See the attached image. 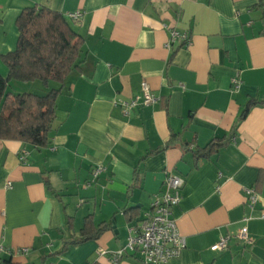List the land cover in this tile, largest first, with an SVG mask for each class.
I'll list each match as a JSON object with an SVG mask.
<instances>
[{"label": "crops", "instance_id": "0c3cea01", "mask_svg": "<svg viewBox=\"0 0 264 264\" xmlns=\"http://www.w3.org/2000/svg\"><path fill=\"white\" fill-rule=\"evenodd\" d=\"M33 5L66 16L84 59L63 83L47 146L0 139V264H112L171 174L184 179L172 215L186 243L167 264H264V0H0L2 75ZM174 31L191 43L169 45ZM143 80L159 100L126 112L120 102L142 95ZM31 89L46 88L14 83ZM214 138L225 143L198 156ZM89 215L105 230L71 243ZM118 264L142 260L128 251Z\"/></svg>", "mask_w": 264, "mask_h": 264}, {"label": "trees", "instance_id": "16d2710c", "mask_svg": "<svg viewBox=\"0 0 264 264\" xmlns=\"http://www.w3.org/2000/svg\"><path fill=\"white\" fill-rule=\"evenodd\" d=\"M16 25L19 30L17 47L1 55L8 74L0 73V139L47 146L57 120V99L63 83L84 59L85 37L73 28L62 12L46 6L25 7ZM36 81L46 89L14 90L15 82L33 85ZM259 102L250 100L238 122L252 105ZM224 143L214 138L202 150L195 152L198 156H208ZM105 228L96 226L89 215L85 218L80 237L71 243L97 238Z\"/></svg>", "mask_w": 264, "mask_h": 264}, {"label": "built area", "instance_id": "2783aa9c", "mask_svg": "<svg viewBox=\"0 0 264 264\" xmlns=\"http://www.w3.org/2000/svg\"><path fill=\"white\" fill-rule=\"evenodd\" d=\"M82 15L81 11L69 14L74 20L81 18ZM177 38L182 39L188 44L191 43L189 34H181L178 31H174L169 45ZM234 82L238 86V81L234 80ZM141 93L142 95L120 102L126 112H129L130 109L139 104L150 105L159 100V96L154 94L150 84L146 80L141 82ZM27 155L28 151L23 150L21 160H24ZM101 170L102 167L96 168L94 176H97ZM183 185V178L173 174L167 177L165 190L155 196L149 212L145 214L140 225L130 230L124 248L113 254L112 264H118L120 257L128 251L138 254L142 260V264H167L170 259L180 255L186 242L184 236L179 232L176 220L172 215V207L181 201ZM245 192L249 205H254L258 200L255 190L253 188H246ZM239 235L244 241L251 242L246 226L241 229ZM229 240V236L222 237L213 243L210 248L213 251L222 250L228 246ZM27 250L28 248H24V251Z\"/></svg>", "mask_w": 264, "mask_h": 264}, {"label": "rangeland", "instance_id": "374dc122", "mask_svg": "<svg viewBox=\"0 0 264 264\" xmlns=\"http://www.w3.org/2000/svg\"><path fill=\"white\" fill-rule=\"evenodd\" d=\"M1 61L4 62V60L1 58ZM53 85H56L55 83ZM34 87H38V88H41L43 85L40 81H36L34 84H33ZM40 91H42L40 89Z\"/></svg>", "mask_w": 264, "mask_h": 264}]
</instances>
